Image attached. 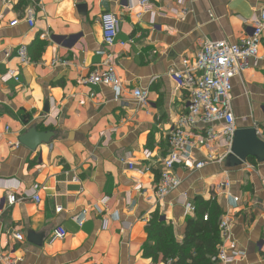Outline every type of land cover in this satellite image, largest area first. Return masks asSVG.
<instances>
[{
    "label": "crops",
    "instance_id": "0c3cea01",
    "mask_svg": "<svg viewBox=\"0 0 264 264\" xmlns=\"http://www.w3.org/2000/svg\"><path fill=\"white\" fill-rule=\"evenodd\" d=\"M151 4L152 11L138 18L136 0H0V131L9 129L0 134V264L6 258L16 264H176L144 256L151 244L146 226L156 213L182 244L197 197L219 207L217 246L218 223L229 219L239 254L234 264H264V161L251 157L233 166L224 159L194 169L208 156L227 155L225 142L217 140L195 150L186 166L174 167L175 192L158 200L153 191L167 134L186 109L187 95L170 73L205 40L237 43L250 36L264 0ZM29 11L33 27L26 22ZM103 13L118 21L111 48L102 41ZM20 47L25 64L17 57ZM107 55L120 81L118 95L81 83ZM54 59L68 66L54 67ZM9 74L18 82L2 81ZM134 90L147 93L145 106L135 103ZM231 101L236 129L253 128L264 142V61L250 60L232 80ZM30 130L50 133L48 142L35 150L20 145ZM223 182L229 188L217 189ZM35 186L38 202L31 199ZM9 194L21 201L8 206ZM57 227L65 238H53Z\"/></svg>",
    "mask_w": 264,
    "mask_h": 264
},
{
    "label": "built area",
    "instance_id": "2783aa9c",
    "mask_svg": "<svg viewBox=\"0 0 264 264\" xmlns=\"http://www.w3.org/2000/svg\"><path fill=\"white\" fill-rule=\"evenodd\" d=\"M5 2V0H2ZM140 11L136 16L150 13L153 9L151 0H136ZM26 22L33 27L34 21L31 12H28ZM102 41L105 47L111 48L117 44L118 21L111 13H103L99 19ZM253 30L250 36L241 39L237 43H230L225 40H205L192 57L183 56L180 59L181 69L170 73L176 87L183 90L187 95L186 109L179 114L171 130L167 134L168 152L161 161L160 174L157 183L153 187L154 195L158 200L164 199L175 192L180 186V180L174 175L175 166H186L191 162L194 151L199 150L208 143L223 140L228 148L227 155L218 159L208 156L203 161L193 164L194 169L199 170L207 164L221 163L227 158L234 134L236 132V120L232 110L231 92L232 80L238 77L247 67L250 60L264 61V52H260L262 34L264 33V9L251 20ZM120 45H125L120 43ZM17 57L21 64L28 62L27 52L24 47L17 49ZM100 64H95L87 77L81 79V83L89 86H108L115 94H119L121 85L116 76L115 69L110 64V56ZM51 65L56 67H67L68 61L54 59ZM13 79L18 82V77L8 75L2 81ZM133 98L139 106L147 103V93L142 90H134ZM4 128L1 133H7ZM149 154L146 153V157ZM129 159V158H128ZM125 159L124 162L129 169H134V163ZM229 183L223 182L217 189H228ZM31 199L38 202L37 187L33 188ZM237 202V198H233ZM21 199L13 194L6 197L8 206L19 203ZM186 209L193 210L190 205ZM61 209H56L60 212ZM207 220V216L203 217ZM230 222L223 218L218 223L219 244L215 255L211 258V264H234L238 253L234 251L233 243L230 240ZM54 239L65 238L66 231L62 227L53 230ZM12 237L20 242L21 234H13ZM6 264H16L15 261L6 258Z\"/></svg>",
    "mask_w": 264,
    "mask_h": 264
},
{
    "label": "trees",
    "instance_id": "16d2710c",
    "mask_svg": "<svg viewBox=\"0 0 264 264\" xmlns=\"http://www.w3.org/2000/svg\"><path fill=\"white\" fill-rule=\"evenodd\" d=\"M195 216L186 221V232L182 244L177 243L170 228L163 226L156 213L146 226L148 244L144 247V256L154 262L161 255V262L177 260L176 264H211L210 260L215 255L218 243L216 219L220 215L217 204L195 199ZM204 215H208L203 221ZM195 249V254L188 253L190 248Z\"/></svg>",
    "mask_w": 264,
    "mask_h": 264
},
{
    "label": "water",
    "instance_id": "95a60500",
    "mask_svg": "<svg viewBox=\"0 0 264 264\" xmlns=\"http://www.w3.org/2000/svg\"><path fill=\"white\" fill-rule=\"evenodd\" d=\"M50 135L48 132L38 133L36 130H30L21 136L18 142L29 150H35L40 144H46ZM251 157L259 162L264 161V142L257 137L253 128L236 130L226 161L230 165L239 166Z\"/></svg>",
    "mask_w": 264,
    "mask_h": 264
}]
</instances>
